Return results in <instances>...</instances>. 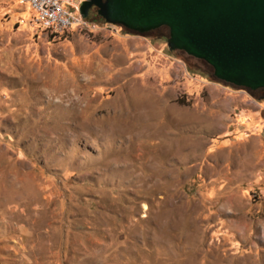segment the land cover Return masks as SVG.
I'll return each mask as SVG.
<instances>
[{"label": "rangeland", "instance_id": "1", "mask_svg": "<svg viewBox=\"0 0 264 264\" xmlns=\"http://www.w3.org/2000/svg\"><path fill=\"white\" fill-rule=\"evenodd\" d=\"M96 26L0 0V264H264V97Z\"/></svg>", "mask_w": 264, "mask_h": 264}, {"label": "water", "instance_id": "2", "mask_svg": "<svg viewBox=\"0 0 264 264\" xmlns=\"http://www.w3.org/2000/svg\"><path fill=\"white\" fill-rule=\"evenodd\" d=\"M92 7L132 33L165 30L168 50L203 63L218 84L264 89V0H84L81 16Z\"/></svg>", "mask_w": 264, "mask_h": 264}, {"label": "built area", "instance_id": "3", "mask_svg": "<svg viewBox=\"0 0 264 264\" xmlns=\"http://www.w3.org/2000/svg\"><path fill=\"white\" fill-rule=\"evenodd\" d=\"M34 14L35 22L41 29L51 34H62L71 29L92 32L96 23L90 22L80 14L81 2L76 0H20ZM107 27L117 26L98 24Z\"/></svg>", "mask_w": 264, "mask_h": 264}, {"label": "trees", "instance_id": "4", "mask_svg": "<svg viewBox=\"0 0 264 264\" xmlns=\"http://www.w3.org/2000/svg\"><path fill=\"white\" fill-rule=\"evenodd\" d=\"M87 20H89L90 22L96 23V24H104V22L98 18L96 9L94 7L90 9Z\"/></svg>", "mask_w": 264, "mask_h": 264}, {"label": "flooded vegetation", "instance_id": "5", "mask_svg": "<svg viewBox=\"0 0 264 264\" xmlns=\"http://www.w3.org/2000/svg\"><path fill=\"white\" fill-rule=\"evenodd\" d=\"M162 30H163V29H162ZM155 31H161V29H158V30H155ZM151 32H152V31H151ZM253 93H254L255 95H260V96L264 97V89L255 90V91H253Z\"/></svg>", "mask_w": 264, "mask_h": 264}]
</instances>
